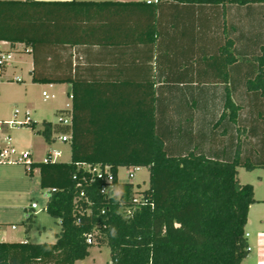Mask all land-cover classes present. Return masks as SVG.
<instances>
[{"label":"trees","instance_id":"obj_1","mask_svg":"<svg viewBox=\"0 0 264 264\" xmlns=\"http://www.w3.org/2000/svg\"><path fill=\"white\" fill-rule=\"evenodd\" d=\"M160 2L224 8L264 5V0H156L155 4ZM116 3L128 5L0 0V40L23 43L36 64L49 39L76 35L72 29H77L78 21L88 27L100 11L96 8ZM148 3L147 7L153 6ZM231 47L227 35L221 47L227 62L233 61ZM251 62L255 70L247 88L264 100V44ZM31 80L71 85V126L43 121L39 131L47 142L55 132H69L70 159L32 163V169L39 168L40 187L48 189L44 210L58 220L60 230L54 242L0 241V264H76L89 255L93 244L109 248L110 264H241L248 253L244 227L255 199L252 184L239 182L237 167H264V156L255 162L248 156L228 158L190 147L189 131L172 115L158 122L151 92L144 95L142 105L141 99L130 104L136 91L77 69L46 74L35 66ZM87 164L109 165L114 180L108 194L100 193L102 181L83 168ZM131 165L147 167L149 174L136 206L133 196L122 199L118 193V167ZM129 207L134 209L126 215ZM32 217L28 215L27 221ZM88 234L92 244L86 241Z\"/></svg>","mask_w":264,"mask_h":264},{"label":"crops","instance_id":"obj_2","mask_svg":"<svg viewBox=\"0 0 264 264\" xmlns=\"http://www.w3.org/2000/svg\"><path fill=\"white\" fill-rule=\"evenodd\" d=\"M92 1L128 2V5L123 7L116 3L96 8L100 11L92 24L86 27L78 21L77 29H72L76 35L49 39L41 48L36 64L33 54L24 50L23 43L15 45L18 50L13 52L0 77V149L12 147L17 151H29L33 162H42L57 150L60 155L56 161H66L60 159L62 149L49 147L56 139L54 133L52 141L47 142L39 131L43 121L57 123L58 111L72 104L70 98L63 104H59L58 99L62 93L69 97L71 85L33 82L31 72L36 66L39 72L46 74L74 73L77 69L85 75H94L101 82H118L119 87L136 91L130 104H138L141 99L142 105L144 95L151 92L158 122L172 115L189 131L190 147L210 155L248 156L255 162L262 161L264 100L248 90L246 83L255 70L252 55L264 44V5L234 4L224 8L174 2L155 4L156 0ZM148 2H153V6L147 7ZM247 15L251 17L247 20L249 23ZM227 35L232 40L231 62H227L221 52ZM68 40L74 44L62 43ZM17 77L21 80L17 81ZM54 88L56 91L45 100L42 91ZM167 96H172V100ZM52 98L56 101L48 104ZM26 112L30 124L12 126L6 123L15 114L17 119L23 120ZM4 166L0 164V186L11 179L5 174ZM253 172L257 173L252 175ZM30 175H38L40 180L39 168L34 167ZM26 176L23 178H29ZM237 177L241 183L252 184L255 199L249 206L244 227L250 249L241 264H264V167L247 170L238 166ZM12 196L14 204L24 208L26 218L41 211L38 206L28 208L33 202L30 191ZM5 204L0 202V241H55V237L48 241H32L31 230H26L25 237H12L3 231L6 221L2 219L10 216ZM11 228L17 230L15 225Z\"/></svg>","mask_w":264,"mask_h":264},{"label":"rangeland","instance_id":"obj_3","mask_svg":"<svg viewBox=\"0 0 264 264\" xmlns=\"http://www.w3.org/2000/svg\"><path fill=\"white\" fill-rule=\"evenodd\" d=\"M246 21L250 20V16L247 15ZM247 23H249L247 21ZM246 23V24H247ZM63 88H60V91ZM56 91V88L48 90L51 94ZM59 101L63 104L65 101L69 100L67 93H62L58 97ZM56 101V99L52 98L48 101V104ZM54 119L56 116L54 115ZM60 133L55 132L54 137L55 140L51 142L49 147L51 148H60L63 150L60 159L69 160L70 156V147L69 143L62 142L58 139V135ZM5 174L11 176V179L6 181L5 185L0 186L1 196L0 202L6 203L8 206L6 211L10 213V216L3 217L2 220L6 221V224H3V231H7L12 237L14 236H22L25 237L26 230H31V240L32 241H48L52 240L55 237L54 232H58L60 230V224L57 219L53 218L51 215L44 210V207L48 198V190L40 187L38 175L31 176L30 173L26 172L24 166L22 164H5ZM244 172V170H243ZM257 172H253L252 175H255ZM118 193L122 199H129L133 197H140L139 192L145 189L148 186V169L140 168L135 172V176L132 179H129L127 176V167L120 166L118 167ZM29 178H23L24 176ZM30 177H32L30 179ZM24 191L31 192V199L35 202L38 208L41 210L36 216L33 217L32 221H27L25 217V210L21 208L20 205L14 204V198L12 194H20ZM23 220V221H22ZM11 225H15L17 230H13ZM43 226L45 229L43 230ZM248 230H252L249 228ZM78 264H110V254L109 248L107 246H98L93 244L90 247V255L83 260H79Z\"/></svg>","mask_w":264,"mask_h":264},{"label":"built area","instance_id":"obj_4","mask_svg":"<svg viewBox=\"0 0 264 264\" xmlns=\"http://www.w3.org/2000/svg\"><path fill=\"white\" fill-rule=\"evenodd\" d=\"M17 44V43H16ZM11 45L8 41L0 40V77L4 74V71L6 67L8 66L12 54L14 51L18 50L15 48V45ZM26 52H31V49L29 47H24ZM17 81H20L21 79L17 77ZM51 86V85H50ZM42 96L45 100H48L51 95L48 91L43 90L42 91ZM70 100H72V95L69 94ZM71 107L72 104H69V108L65 109L66 111L59 113V118L57 123L65 126H71L72 124V112H71ZM31 119L29 114L26 112L25 118L23 120L17 119L16 114L13 117V119L7 121L6 123L8 125L12 126H21L25 124H30ZM60 133L57 137L60 141L62 142H68L70 140V133L69 132H58ZM60 155V152L57 150L53 151V156L49 157L46 156L43 158L42 162H48L50 161H56V158ZM32 163H33V158L31 156V153L29 151H17L16 149L12 147H4L0 149V164H22L25 168L26 171H31L32 170ZM84 169L89 171L93 178L99 179L102 181V185L100 187V193L102 194H108L111 191V185L114 180V175L109 167V165H84ZM142 166L138 165H131L127 167V176L129 179L134 178L135 172L138 171ZM48 190V189H47ZM81 196L83 195V192L80 194ZM140 197H133V206H136L135 204L139 201ZM36 203L31 202L28 205V208L30 209H35L36 208ZM134 207H129L126 209L125 213L126 215H131ZM35 212V211H33ZM14 227V226H13ZM245 236H248V233H245ZM86 241L88 244H92L93 241V236L91 234H88L86 237ZM250 248L247 247V250Z\"/></svg>","mask_w":264,"mask_h":264}]
</instances>
